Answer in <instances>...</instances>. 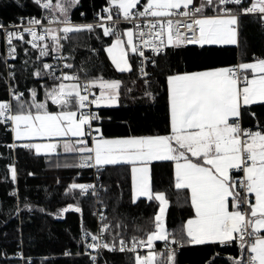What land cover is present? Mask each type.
Listing matches in <instances>:
<instances>
[{
	"label": "snow or ice",
	"instance_id": "snow-or-ice-1",
	"mask_svg": "<svg viewBox=\"0 0 264 264\" xmlns=\"http://www.w3.org/2000/svg\"><path fill=\"white\" fill-rule=\"evenodd\" d=\"M35 2L45 9L58 10L64 17L59 21L64 25L59 30L63 35H58L56 29L43 27L41 20L30 18L28 26L22 31L17 25L16 31L7 32L10 45L14 37L23 41L24 33H28L32 39L27 43L34 49L39 48V57H46L50 52L59 50L60 40L68 38V34L85 30L91 32L98 27L103 29L104 36L116 37L105 51L121 73L131 70L129 50L138 53L144 60L148 59L136 40L159 55L164 54L166 49L187 45H238V15L257 13V18L264 24V0H252L246 8L243 5L247 0H200L199 3L197 0H147L142 11H135L141 0H109L110 6L117 8L124 20L144 18L142 23L133 20L135 31L129 28L121 35L115 25H106V21L113 19L111 15L101 17V23L97 25H72L68 12L80 0H56L55 4L51 0ZM228 5L242 11L237 12L226 7ZM206 9L215 14H206ZM102 11L108 12L109 8ZM37 27L41 30L37 31ZM0 29H3V25H0ZM146 36L148 39H145ZM46 39L51 43L43 47L36 43ZM15 52L16 49L10 47L9 55ZM144 60L140 63L143 64ZM151 63L155 64V59ZM64 67L72 68V65L66 64ZM43 68L50 74L55 72L53 65L48 63ZM140 71L145 84H148V73L143 68ZM33 75L39 77L42 72L38 69ZM56 79L78 81L79 77L64 74ZM166 80L170 115L168 135L105 139L99 128L92 127V122L100 119V116L84 111L90 104L111 106L119 103L121 82L102 78L89 81L83 88L79 83H59L48 89L45 95L52 104L61 107L59 112H51L46 103L37 102L34 89L30 90V103L24 101L22 93L16 92L13 98L18 101V109L13 112L10 101L0 102V121L11 122L12 132L17 139L74 138L65 140L62 147L65 152L82 154L79 167L132 165L133 203L137 197L159 202L154 230L147 234L146 240L133 237L131 247L120 240L121 252H135L138 246L148 248L146 256H135V264H161L158 258L160 254L153 248L154 241H164L167 245L171 235L164 226L169 201L164 193H154L152 190L149 165L154 161H175V188L190 190L195 215L184 225V242L191 245L236 244L243 255L229 257L231 264H264V128L252 131L241 127L245 108L264 104V59L234 67L176 72L168 75ZM97 84L100 95L90 100L89 89ZM145 95L151 96L152 93L146 92ZM88 136H92L91 146L86 140ZM21 146L35 149L40 154L56 152L58 144L24 143ZM192 157L197 160L193 161ZM232 170L242 171L243 177L233 178L230 175ZM16 177V169L12 168V180L15 181ZM69 188L79 189L80 195L89 190L96 194L91 184L72 183ZM237 188L254 194L255 202L247 195L242 197ZM72 208L69 205L63 211ZM74 211L80 212L81 209L77 206ZM101 219H104L102 214ZM109 227V224H104L97 235H91L93 243L87 247L114 250L115 245L110 247L107 243H99L101 234ZM85 235H90L87 230ZM116 235L119 236V233ZM175 256L176 250L169 248L164 264H175ZM95 259L93 257V261Z\"/></svg>",
	"mask_w": 264,
	"mask_h": 264
},
{
	"label": "trees",
	"instance_id": "trees-1",
	"mask_svg": "<svg viewBox=\"0 0 264 264\" xmlns=\"http://www.w3.org/2000/svg\"><path fill=\"white\" fill-rule=\"evenodd\" d=\"M51 1L56 3V0ZM104 6L118 10L110 6L109 0H80L69 9L68 18L88 20ZM52 12L64 19L58 10L52 9ZM39 13L40 7L35 0H0V25ZM257 16L238 18V45H187L166 49L164 54L156 56V63L149 68L148 84L137 72L133 53H128L131 70L123 73L116 70L105 51L115 36H104L103 29L98 27L91 32L70 33L61 41L65 63L72 65L66 68L65 74L90 81L102 78L121 82L119 103L94 109L100 119L93 121V126L100 129L103 137L164 135L170 130L167 76L229 67L237 61L247 63L253 60L252 54L264 59V24ZM125 28V25L118 26V32L122 35ZM50 43L46 39L40 46ZM14 44L16 52L6 61L0 30V102L10 100L14 112L18 109V101L13 94L22 93L24 101L30 103V90L34 89L37 102L46 103L51 112L60 111L61 107L52 104L45 95L60 80L56 79L55 72L50 74L43 68L45 63L51 65L57 52L39 57V48H31L26 36L23 41L14 37ZM38 69L42 72L39 77L33 75ZM93 88L99 91L98 86ZM146 92L152 95L146 96ZM241 122L252 131L264 128V104L247 106ZM12 145L15 146L10 147ZM21 145L13 139L11 122L0 121V264H92L89 256L82 254L81 238L85 230L92 233L96 225L94 198L91 193L80 195L79 189L69 188L72 183L87 182L91 168L79 167L80 153L37 154ZM12 168L17 172L15 181L11 178ZM98 172L105 189L100 192L97 204L104 208L103 222L110 226L103 233L104 241L116 247L120 240L134 242L133 237L146 240L147 234L154 230L158 201L139 197L133 203L128 164L105 166ZM233 174L236 177L238 172ZM150 179L153 192L164 193L169 201L164 217L166 231L171 234L169 241L167 245L164 241L153 244L154 251L160 254L161 264L169 248L176 250L175 264H212V261L231 264L229 257L243 255L236 244L191 245L184 242L182 224L192 215V208L188 190L174 186L173 161L152 162ZM69 205L73 208L64 212ZM77 206L80 212L74 211ZM63 250H67L68 255H64ZM136 255L102 250L99 261L102 264H135Z\"/></svg>",
	"mask_w": 264,
	"mask_h": 264
},
{
	"label": "built area",
	"instance_id": "built-area-1",
	"mask_svg": "<svg viewBox=\"0 0 264 264\" xmlns=\"http://www.w3.org/2000/svg\"><path fill=\"white\" fill-rule=\"evenodd\" d=\"M43 2H44V0H41V3H43ZM51 3H52V1H51ZM251 3H252V0H247V2L243 5V7H245V8L249 7L251 5ZM39 7H40V13L38 15H32L27 19H20L17 22H14V23H11L8 25H3V29H0L1 33H2V39H3L4 45H5V59H6V61H7V59H10L13 56V55H9L10 47H14L16 49L15 44H14V38H13L12 44L11 45L9 44L8 39H7V32L8 31H16L17 25H19V30L22 31L24 27L28 26L27 22L30 18H36V19L41 20L43 27H45V28L51 27V28L57 30L58 35H61V36L63 35V33H61L59 31L61 28L64 27L63 24L59 23V21L62 20V18L55 15L52 12V9H45V8L41 7L40 5H39ZM226 7H231L233 9H235L237 12L242 11V9H238L234 5H228ZM105 8H109V11L108 12L102 11ZM142 10H143V4H140L135 11H142ZM206 14L213 15L215 13L213 11H210V12H206ZM109 15H111L113 17V19L110 21H106V25H115L116 31L119 30L118 26H120V25L126 26V28L123 30V32L129 28H133L135 31L136 29L134 28L133 20H135L136 23H142L144 21L143 17H141L139 19H136L135 17H133L129 20H124L122 14L119 13L118 10H111V8L109 6H104L102 9L98 10L92 18H90L88 20H72L69 18L68 19L70 20L72 25H85V24L97 25V24L101 23V17H108ZM246 15H258V14L257 13H250V14H246ZM240 16H243V15H238V18ZM49 21H53V22L49 23ZM40 30L41 29L39 27H37V31H40ZM143 30L145 32L147 31V29H143ZM24 36H26V42L32 39L31 35L28 33H24ZM145 39H148V37L146 36ZM62 40H60V42H59L60 45H61ZM44 41H36V43H38L40 45ZM136 43L140 44L141 50L144 51L145 55L148 57L147 60H144L143 57H139L138 53L135 54V56H136L135 67H136L139 75L143 76L140 69L143 68L144 71L149 74L150 73L149 68L153 65V63H151V60L155 59L157 54L153 53L150 47H144L143 44H141V42L139 40H136ZM27 44L32 48L30 43H27ZM251 57L253 60H257V58H255V56L253 54L251 55ZM141 60H144L143 64L140 63ZM240 63H246V62L237 61L235 64H232L229 67L237 66ZM51 65H53V67L55 68V73L58 77H62L65 74V70H66V67H64V65H66L65 55L61 51V47L59 48L57 53L54 55L52 62H51ZM9 73H10V70L8 71V74ZM249 76H251V74H249ZM59 80H60V83H67V84L68 83H73V84L79 83L81 88H83V86L90 81L88 79H82V78L79 79L78 81L77 80H62V79H59ZM95 96H98V92H96L92 86L89 89V99L90 100L94 99ZM8 101H10V100H8ZM95 107H96V105L90 104L86 109H84V111L95 113V110H94ZM92 127L94 128L93 122H92ZM241 127H242V129H250L247 126H244L242 124V122H241ZM93 135H95V133H93ZM86 139H88L91 142L92 136H88ZM90 168H91L90 179L87 182H85L84 184H91L94 186V188L96 190V194H93L92 190H89L88 192H86V193H91L93 195V198H94L95 208H94L93 213H94L96 225H95V228H94L92 233L87 232L90 235H85V232L82 234V238H81L82 247H83L82 248V254L88 255L92 264H102L99 261L100 253L102 250H109V249H106V248H95V249H93V248L87 247L88 244L93 243V241L91 240V235H97L99 233L100 228L104 224H106L101 219V214L104 217V214H103L104 208L100 207L97 204L99 194L101 191H103L105 189V187L100 180V175L98 172L99 168H96V167H90ZM237 172H238V175L236 176V178L243 177L242 171L237 170ZM236 191H238L242 197L247 195L248 198L252 201L251 195L248 193H245V191L242 188H237ZM103 233L101 234V236H103ZM99 243H101V244L106 243L104 241L103 237L100 239ZM126 243H127L128 247H131L134 242H126ZM119 249H120V243L115 247L114 250H111V252L135 253V254H139V255H143V256H146L148 253V248L146 246H143V247L138 246L135 252H128V251L121 252ZM63 254L68 255V251L63 250ZM249 255H250V253H249ZM93 257L96 258L95 261H93Z\"/></svg>",
	"mask_w": 264,
	"mask_h": 264
},
{
	"label": "crops",
	"instance_id": "crops-1",
	"mask_svg": "<svg viewBox=\"0 0 264 264\" xmlns=\"http://www.w3.org/2000/svg\"><path fill=\"white\" fill-rule=\"evenodd\" d=\"M127 30V29H126ZM258 59V58H257ZM256 60H251L250 62H247V63H252V62H255ZM216 68H220V67H216ZM210 69H215V68H209V69H202V70H194V71H204V70H210ZM189 72H193V71H189ZM248 74H251L250 73V70H249V73ZM73 83H68L66 85H72ZM98 86V84L96 85ZM98 90H99V86H98ZM99 93V91H97ZM97 106V105H96ZM99 106H104V105H99ZM168 108H169V105H168ZM61 111V110H60ZM52 112H59V111H52ZM169 125H170V115H169ZM12 124H11V128H12ZM170 133V130L167 134H164V135H168ZM155 135H161V134H155ZM155 135H145V136H155ZM12 136H13V139L16 143H21V144H24V143H57L58 144V147H57V151L56 152H53V153H40V154H55V153H74V152H65L63 147H62V144L65 140H69V139H74V138H71V137H59V138H51V139H46V138H40V137H30V138H21V139H17L15 137V134L12 132ZM128 137H133V136H121V137H104L105 139H122V138H128ZM139 137V136H137ZM89 146H91V142L89 143ZM34 152H35V149H32ZM36 153V152H35ZM190 156V153L188 154ZM193 161H196L197 158L195 157H192ZM201 163H203V161H200ZM175 161H173V179H174V186H175V176H174V173H175ZM129 165V169H130V179H131V192H132V173H131V167L132 165L128 164ZM149 168H150V165H149ZM234 172H237V170H232L230 172V175L233 176V178H236L234 177ZM188 193H189V201H190V205H191V200H190V190H188ZM251 197H252V202L254 203L255 202V196L254 194H250ZM132 198H133V193H132ZM139 198V197H137ZM136 198V199H137ZM147 198V197H145ZM159 203V202H158ZM192 208V206H191ZM158 211H159V207H158ZM158 213V212H157ZM195 215V212H194V209L192 208V215L190 217H188L187 219H185V221L183 222L182 224V230L185 234V231H184V225L186 224L187 220L190 219V218H193ZM165 217V216H164ZM164 226H165V222H164ZM166 229V227H165ZM262 232H264V230H262ZM186 236V234H185Z\"/></svg>",
	"mask_w": 264,
	"mask_h": 264
},
{
	"label": "rangeland",
	"instance_id": "rangeland-1",
	"mask_svg": "<svg viewBox=\"0 0 264 264\" xmlns=\"http://www.w3.org/2000/svg\"><path fill=\"white\" fill-rule=\"evenodd\" d=\"M146 2H147V0H145L144 3H141V4L144 5ZM125 31H126V30H125ZM122 34H123V33H122ZM115 38H116V37H115ZM115 38H114V39H115ZM124 39H125V41H126V37H124ZM112 41H113V40H112ZM111 43H112V42H111ZM110 45H111V44H110ZM110 45H108V46H110ZM108 46H107V47H108ZM107 47H106V48H107ZM106 53H107V52H106ZM128 53H131V51L129 50ZM107 55H108V54H107ZM109 58H110V57H109ZM110 60H111V59H110ZM129 65H130V62H129ZM64 84L66 85L67 83H64ZM100 91H101V90H100V88H99L98 96L100 95ZM101 105H104V104H101ZM115 105H117V104H115ZM105 106H108V105H105ZM111 106H114V105H111ZM14 112H15V111H14Z\"/></svg>",
	"mask_w": 264,
	"mask_h": 264
}]
</instances>
